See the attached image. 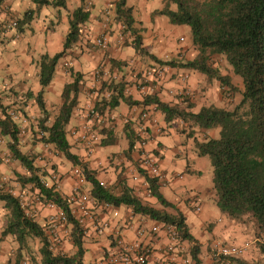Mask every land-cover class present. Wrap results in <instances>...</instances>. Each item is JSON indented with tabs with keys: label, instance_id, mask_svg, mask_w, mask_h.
Returning <instances> with one entry per match:
<instances>
[{
	"label": "clouds",
	"instance_id": "9594fccd",
	"mask_svg": "<svg viewBox=\"0 0 264 264\" xmlns=\"http://www.w3.org/2000/svg\"><path fill=\"white\" fill-rule=\"evenodd\" d=\"M233 6L0 0V264H264L202 152L246 89L226 54L202 70L192 21Z\"/></svg>",
	"mask_w": 264,
	"mask_h": 264
},
{
	"label": "trees",
	"instance_id": "16d2710c",
	"mask_svg": "<svg viewBox=\"0 0 264 264\" xmlns=\"http://www.w3.org/2000/svg\"><path fill=\"white\" fill-rule=\"evenodd\" d=\"M227 4L234 6L226 15L192 21L203 53L200 67L218 75L211 65L226 54L246 90L234 113L211 117L223 123L224 140L205 146L202 152L213 156L215 183L224 206L236 214L247 203L248 210L264 224V165L254 159L264 157V0H221V11ZM222 80L238 91L229 75Z\"/></svg>",
	"mask_w": 264,
	"mask_h": 264
},
{
	"label": "rangeland",
	"instance_id": "374dc122",
	"mask_svg": "<svg viewBox=\"0 0 264 264\" xmlns=\"http://www.w3.org/2000/svg\"><path fill=\"white\" fill-rule=\"evenodd\" d=\"M215 63H220L221 66L224 65L223 62H222V60L219 59V56L214 59L213 64H215ZM229 74L232 75L233 78H235L236 76H238V75L234 74L233 72H229ZM238 88H239V85H238ZM238 91H239V89H238Z\"/></svg>",
	"mask_w": 264,
	"mask_h": 264
},
{
	"label": "crops",
	"instance_id": "0c3cea01",
	"mask_svg": "<svg viewBox=\"0 0 264 264\" xmlns=\"http://www.w3.org/2000/svg\"><path fill=\"white\" fill-rule=\"evenodd\" d=\"M219 59L221 60V58H219ZM222 62H223V61H222ZM222 67H224V65H223ZM229 77H230V81H231L232 83H234L235 78H233L232 75H230V74H229ZM234 84L238 87V84H236V83H234Z\"/></svg>",
	"mask_w": 264,
	"mask_h": 264
}]
</instances>
